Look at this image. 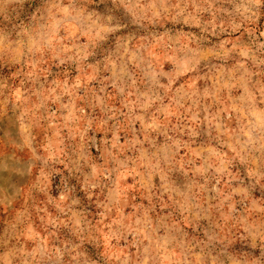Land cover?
<instances>
[{"label":"rangeland","instance_id":"rangeland-1","mask_svg":"<svg viewBox=\"0 0 264 264\" xmlns=\"http://www.w3.org/2000/svg\"><path fill=\"white\" fill-rule=\"evenodd\" d=\"M53 2L6 0L0 37L34 26ZM78 3L53 48L23 67L0 43V264H133L173 236L190 248L181 259L208 264L214 242L191 241L219 230L216 206L230 195L242 215L264 199L245 164L226 169L240 178L231 181L209 182L201 168L238 153L264 170V104L253 103L264 94V17L249 33L215 15L213 0H166L169 15L151 19L141 12L159 0H89L83 12Z\"/></svg>","mask_w":264,"mask_h":264},{"label":"clouds","instance_id":"clouds-1","mask_svg":"<svg viewBox=\"0 0 264 264\" xmlns=\"http://www.w3.org/2000/svg\"><path fill=\"white\" fill-rule=\"evenodd\" d=\"M5 2L6 0H0V5ZM88 3L89 0H79L78 7L80 12H83ZM213 3L216 5L214 14L221 15L227 25L233 29H239L244 26L246 31L253 33L256 30L255 25L258 18L264 17V0H213ZM157 6L160 11L156 10ZM203 6V4H198L197 8L199 9ZM168 7L166 0H159L158 5L145 6L141 15L144 19L159 17L161 14L168 16ZM170 7L176 8L178 5H171ZM53 8L56 10L55 12L52 11ZM66 8L67 10H65V6L61 5L60 0H55L49 5L47 15L41 12L39 16H33L34 26L24 28L13 24L12 30L0 37V43L4 45V52L12 58L13 62L20 63L21 67H23V61H32L38 55L46 53L53 48L57 25L62 27L63 22L72 17L73 0H68ZM149 12H151V16L148 15ZM57 13L63 14L57 16ZM105 16L114 26L119 28L126 26V22L111 11L106 13ZM156 22L159 21L157 20ZM7 23H11L10 14L0 17V33L5 32ZM249 25L252 27H248ZM18 27L17 39L9 40L8 37L11 35V31L16 30ZM55 47L58 51H63L60 45L57 44ZM17 75H19V72ZM253 103L264 104V94L259 99L253 98ZM206 163V168L203 163L201 168L207 172L205 179L209 182L213 179H218V174L220 173L227 174L229 181L240 179L239 176L226 172L229 166L236 163L247 166V174L252 178V182L257 184L264 182V170L257 173L256 161L247 156H240L238 153L225 156L219 162L210 160ZM260 166L264 169V160L261 161ZM209 169L211 171H208ZM97 175L103 176V172L98 171ZM96 183L100 188V193H93V195H98L99 197L104 192V186L98 180ZM225 183L229 189L232 188L230 183L227 181ZM174 203L183 209L180 201H175ZM99 204L108 211L111 210L103 200H100ZM216 211L220 213L219 218L222 221L217 226L219 230L208 241L192 240L191 247L214 242L218 252L215 256L210 257L208 264H264V199L251 200L247 208L243 210V214L237 215L232 207L230 195H228L224 198L223 203L216 206ZM181 214L183 215V210ZM184 218L191 224V219L188 216L185 215ZM160 226L163 227V225ZM169 227L175 228L178 233L180 232V228L175 224H169ZM81 232L83 233L80 237L82 240L89 238V230L87 228L82 229ZM168 243L171 246L163 251L161 250L163 245L149 243L144 246L143 258L133 261V264H160L159 257L161 255H167L170 258V264H189L187 259H181V257L185 251H190V248H181L180 244L182 241H177L175 236ZM191 264H204V262L197 256L191 261Z\"/></svg>","mask_w":264,"mask_h":264}]
</instances>
